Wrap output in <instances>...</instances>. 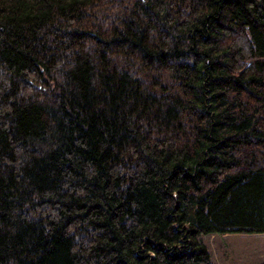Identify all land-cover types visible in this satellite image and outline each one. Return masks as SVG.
I'll use <instances>...</instances> for the list:
<instances>
[{
    "label": "trees",
    "instance_id": "trees-1",
    "mask_svg": "<svg viewBox=\"0 0 264 264\" xmlns=\"http://www.w3.org/2000/svg\"><path fill=\"white\" fill-rule=\"evenodd\" d=\"M234 232H264V0H0V264Z\"/></svg>",
    "mask_w": 264,
    "mask_h": 264
},
{
    "label": "rangeland",
    "instance_id": "rangeland-1",
    "mask_svg": "<svg viewBox=\"0 0 264 264\" xmlns=\"http://www.w3.org/2000/svg\"><path fill=\"white\" fill-rule=\"evenodd\" d=\"M202 238L216 264L264 263V232L213 233Z\"/></svg>",
    "mask_w": 264,
    "mask_h": 264
}]
</instances>
